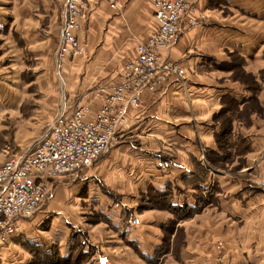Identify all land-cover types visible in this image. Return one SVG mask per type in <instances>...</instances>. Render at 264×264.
Here are the masks:
<instances>
[{"label": "crops", "instance_id": "obj_1", "mask_svg": "<svg viewBox=\"0 0 264 264\" xmlns=\"http://www.w3.org/2000/svg\"><path fill=\"white\" fill-rule=\"evenodd\" d=\"M241 1L224 0L229 3L225 6L229 9L226 13L222 10L224 6L215 5V0L201 1L204 18L195 27H186L179 40L166 51L171 60L187 69L186 77L181 81L169 79L154 92L144 91L139 105L128 109L129 123L119 132L117 145L107 149L102 158L78 175L54 179L53 183L57 180L56 187L46 200L47 209H39L41 214L48 208L55 210V206L61 205L70 228H84L90 240L99 231L97 229L105 228L107 223L120 238V241L111 243L112 246L109 244L118 250L116 254L100 249L103 252L92 256L94 262L97 257L102 264H147L145 259L150 261L147 255L151 256L154 248L160 245L162 227H168L165 212L153 209L140 212L137 208L141 200L139 193L150 186L162 195L170 189L172 203L189 206L193 210L191 218L182 223L187 238L178 263L259 264L258 253L264 255V187L260 185L264 179V56L246 58L245 67L258 83L252 87V92L232 84L228 78L229 71L218 67L224 61L220 54L222 51L241 47L255 52L264 45L261 44L264 31L255 30L264 25V7L243 8L248 13L243 11V15L233 8ZM6 2V6L0 3V29L4 30L7 21L11 20L4 34L7 41H10L11 33L16 32L23 45L42 42L47 38L44 32L57 31L62 25L63 8L57 0ZM259 2V6L264 4V0ZM117 6L114 17L108 19L114 28L111 33L115 38L144 40L156 28L147 0H117ZM86 7L82 19L85 48L89 42L86 21L88 29L96 33L98 28H93L102 26L101 11L104 19L105 13L109 12L103 0H88ZM243 16L251 20L260 18L251 21ZM44 20L49 30L42 25ZM238 22L252 26L250 32H257L256 37H251V40L242 36L238 38ZM193 52L198 54L193 55ZM4 53L0 54V74L7 77ZM134 53L135 49L131 56ZM116 69L104 70L102 46L93 54L85 49L81 55L68 61L61 72L63 84L67 80V88L80 95L96 86L115 83L118 80ZM225 94L241 104L248 98L258 99L263 108L260 116L252 112V120L244 129L243 138L249 146L246 152L248 165L240 175L229 176L225 172L216 170L212 173L211 170V153L215 150V132L219 128V123H213L212 115L221 108L220 99ZM92 216L104 218V223L82 226L81 219L85 218L86 222ZM132 216L134 221L129 222ZM37 219L38 216L21 221L22 230L18 234L22 239L27 226ZM255 225H262V228L252 227L250 232L247 231V226ZM55 226L53 218L50 228ZM18 234L11 235L8 240L16 243L14 238ZM96 238L100 239L97 235ZM131 247L142 255L147 254L144 260L141 255H136V251L134 255ZM123 248L132 252H124ZM5 249H0V258L7 253Z\"/></svg>", "mask_w": 264, "mask_h": 264}, {"label": "rangeland", "instance_id": "obj_2", "mask_svg": "<svg viewBox=\"0 0 264 264\" xmlns=\"http://www.w3.org/2000/svg\"><path fill=\"white\" fill-rule=\"evenodd\" d=\"M103 1L108 6L107 0ZM215 1V5L221 4L224 7L227 4L229 5L224 0ZM241 2L238 3L237 7L233 8L239 10L243 15V11L246 12L243 8L253 10L264 7V4L259 6V0H242ZM0 3L3 4L2 6H6L8 2L0 0ZM255 4L258 5L255 7ZM108 9L109 12L105 13V19L101 11L102 26L93 28L94 30L98 28L96 33H94L95 31L92 32V29H88L86 21V34L89 42L86 48L84 47V50L86 49V51L93 54L103 46L104 70H113L132 55L131 51L135 49L137 40L123 41L115 38L114 33H111L112 31L114 32V28L110 26L108 21L114 17L116 9H112L110 6H108ZM227 9L225 7L222 10L226 13ZM200 10H202L201 7ZM243 18L251 20L249 19L250 17L243 16ZM259 18L260 16L253 19L258 20ZM9 24H11L10 19L5 25L6 28L4 30L0 29V54L5 52L4 57L7 60L6 72L8 74L7 77L0 74V104L2 106L0 109V165L11 155H21V153L30 150L36 143L37 138L44 133L48 121L61 108L62 101L71 102L79 96L78 93L74 94L70 88H67V80H65L66 84H63V74L61 78L55 70L54 52L58 43L57 33L60 29L49 31L48 34L44 32L47 38L42 40V42L23 45L18 41L16 32L11 33L10 41L6 40L4 34L7 32ZM42 25L49 30L45 20ZM60 25L58 23V26ZM236 25L240 27V30L236 29L238 38L242 36L251 40V37H256L255 35L258 31L261 33L264 31V25L262 28L256 27L255 30L257 32L253 34L250 30L252 26L241 22ZM261 44H264V41ZM260 49L262 51L253 52L254 50H243L239 47V49L235 50L222 51L220 54L224 61L218 67L229 71L228 78L232 84L245 89L248 88L245 91L249 90L252 92V87L258 85V83L254 81V75L245 67V62L247 57L249 59V57L264 56V45ZM192 54L196 55L198 53L193 52ZM190 74H193V72ZM220 100L221 108L212 115L213 123H219V128L215 132V150L211 153V170L212 173L219 170L229 176L240 175L243 168L248 165L246 152L249 146H246V141L243 138L244 129L247 128L252 120V112L260 116L263 108L260 106L259 100L255 98H248L241 104L236 99H233L231 95L225 94ZM119 140L120 138H118L117 143L111 144L107 149L117 145ZM106 151H104L102 156ZM56 182L57 180L54 183L52 181L50 193L54 191ZM139 197L141 200L137 208L140 212L143 210L151 211L152 209L165 212L167 215L166 225L168 227H162L163 238L158 248H154L151 256L142 255L138 249L133 247H131V250L133 253L136 251V255H141L143 260L145 255H147L150 259V261L145 259L147 264H180L177 261H179L181 250L184 248L187 238V232L184 230L182 223L191 218V212L184 209L182 205H176L171 202L173 198L170 189L164 191L162 195L154 187L149 186L145 191L139 193ZM214 200L215 198L212 201ZM44 202L41 208L47 209L46 201ZM61 208V205L55 206V210L48 208L46 212H42L43 214L39 211L28 217L32 219L38 216V219L34 224H28L29 226H27L23 239L22 235L18 234L14 238L16 243H11L9 240L5 243H0V249L6 247L5 251L7 252L3 257L1 256L0 264H102L99 257H97L95 262L93 261L92 256L96 252L106 251L107 253L116 254L118 250L110 246H112L111 243L114 241H120V238L112 232L114 228L111 224L107 223L106 229L103 226L97 229L101 230V233L95 229L97 231L96 235L100 239H97L96 235H94L95 237L90 240V236L84 228L78 226L70 228L69 224H67L69 222L68 217H66L67 219L64 217L65 215ZM76 209L78 208L76 207ZM53 218L56 226L50 228ZM81 220L82 226H87L88 223L92 225L94 223H104V218L94 216L88 217L86 222H84L85 218ZM128 221L133 222L134 217L132 216ZM60 224L63 227L59 226ZM252 227L262 228V225L247 226V231L250 232ZM101 234L102 236H100ZM8 242H10L9 246ZM131 250L123 248L124 252H132ZM125 255L131 256L127 253ZM257 260L259 264H264V255L262 256L259 252ZM250 264L256 263L251 262Z\"/></svg>", "mask_w": 264, "mask_h": 264}, {"label": "built area", "instance_id": "obj_3", "mask_svg": "<svg viewBox=\"0 0 264 264\" xmlns=\"http://www.w3.org/2000/svg\"><path fill=\"white\" fill-rule=\"evenodd\" d=\"M63 21L54 52L55 70L84 51L82 19L88 0H57ZM156 28L137 40L135 55L120 64L118 80L96 86L71 102L62 101L59 111L30 150L13 154L0 165V243L22 230L21 221L31 217L51 195L52 181L78 175L91 166L129 123L130 107H137L144 91L154 92L169 79L183 80L187 69L170 59L167 49L179 40L186 27L204 18L202 0H147ZM117 8V0H107ZM264 187V179L260 182Z\"/></svg>", "mask_w": 264, "mask_h": 264}, {"label": "trees", "instance_id": "obj_4", "mask_svg": "<svg viewBox=\"0 0 264 264\" xmlns=\"http://www.w3.org/2000/svg\"><path fill=\"white\" fill-rule=\"evenodd\" d=\"M184 209L189 210L190 212L193 211L192 208H190L189 206L188 207L185 206Z\"/></svg>", "mask_w": 264, "mask_h": 264}]
</instances>
